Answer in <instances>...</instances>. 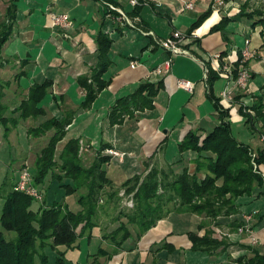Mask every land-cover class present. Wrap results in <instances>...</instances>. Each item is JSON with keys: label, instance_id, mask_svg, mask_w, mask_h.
Returning <instances> with one entry per match:
<instances>
[{"label": "crops", "instance_id": "1", "mask_svg": "<svg viewBox=\"0 0 264 264\" xmlns=\"http://www.w3.org/2000/svg\"><path fill=\"white\" fill-rule=\"evenodd\" d=\"M104 1L17 0L12 32L0 53V91L1 99L8 102L6 114H11L10 111L18 105L17 99L26 96L32 83L50 80L52 85L43 103L45 114L38 116L35 122L41 123L52 116L72 114L59 145L69 138H79L84 139L89 148L97 151L100 147H110L124 152V163L127 165L120 164V172L125 177L134 174L143 176L146 172H142L139 163L148 161H151L150 165H154L152 167L156 164L163 171L167 165L173 168L172 163L178 159H182L181 163L190 165L195 153L190 150L180 152L178 144L190 130L205 135L218 123L217 110L211 98L213 95L219 98L220 105L230 108L231 131L232 124L243 123L247 127L244 117L237 112L238 103H228L219 95L227 79L220 71L223 60L214 58V55L223 51L220 40H224V37L219 32H207L208 19L195 27L191 36L186 38L184 47L189 53L173 55L169 71L154 80L150 78L151 70L170 56L154 38L163 39L174 30H186L211 2L212 9H217L222 13L221 16L228 13L227 6L218 7L214 0H138L136 5L128 0H117L114 5L121 8L136 27L152 32L153 35H150L142 34L136 27L119 19L117 12L109 10ZM186 2H191L192 8H185ZM6 6L7 0H0V19L5 16ZM135 6L139 7L132 12ZM51 11L67 12L70 15V27L61 29L54 26L50 18ZM221 16H215L211 23H216ZM237 29L236 33H245V29L243 26L239 27V24ZM99 31H104L112 38L109 51L111 64L103 74L110 81L88 107H82L80 102L85 90L76 80L79 75H88L96 64V35ZM250 31L253 37L246 35L243 40L250 39L259 58L250 60L248 64L251 76L246 87L235 91L243 95L241 99L246 105L264 83L252 82L260 74L264 80V48L261 47L259 32L255 29ZM228 38L232 42L229 35ZM209 41L217 42L216 48L210 46ZM218 47L221 48L217 49ZM226 58L232 63L237 55L232 52ZM131 61H137V65L131 67ZM205 63L214 71L210 78L216 75L210 82L211 89L207 84ZM179 79L192 82V91L180 87ZM146 81L161 82V87L153 98L152 108L136 110L131 106L130 115H125L121 122L112 124L110 113L113 106L119 104L118 107L123 108L130 103L132 100L126 97ZM114 113L118 111L114 110ZM21 124L22 121L12 127L14 136L10 133L3 137L4 140L10 142V138L16 139L20 129L25 126ZM250 135L253 136L254 133L250 132ZM236 139L249 144L254 151L264 147V140H261L260 135H257L253 145ZM131 163L134 170L130 172L127 168H131L128 166ZM174 166L176 167L175 164ZM258 168L264 173V163L258 165ZM262 195L264 191L259 190L258 194L240 196L237 199L239 211L228 217L217 216L210 219L196 213L170 212L140 237L125 240L122 248L106 264H238L239 259L251 257L253 250L264 255ZM245 215H250L248 224L251 235L257 240L254 244L250 242L248 232L233 228L232 220H243L244 224ZM98 217V225L92 229L90 240H86L84 236L78 246L56 248L64 252L68 264H90L91 247L97 243L101 246L108 245L102 234L109 225L105 224L106 230L101 229L104 219H101L100 213ZM189 232L198 236L210 232L212 237L223 238L227 245L215 250L192 249ZM246 244H250L251 248H246Z\"/></svg>", "mask_w": 264, "mask_h": 264}, {"label": "trees", "instance_id": "2", "mask_svg": "<svg viewBox=\"0 0 264 264\" xmlns=\"http://www.w3.org/2000/svg\"><path fill=\"white\" fill-rule=\"evenodd\" d=\"M16 2L17 0H7L5 16L0 19V53L12 32L17 12ZM104 2L117 4V0H105ZM212 6L211 2L208 8L190 24L185 32L188 36H191L193 29L205 19L213 8ZM138 7L135 6L132 12H135ZM242 18L246 19L247 23L249 22L251 29L260 26L261 47L264 48V10L260 8L248 10L246 2L235 15H222L212 30H220L224 41L228 42L229 34L225 30L226 25L230 21L239 22ZM96 43L95 66L91 68L88 75H79L76 80L85 90L80 102L82 107H88L96 98L97 93L110 81V79H105L103 74L111 64L109 51L112 38L104 31H99L96 35ZM227 50L228 48L221 51L220 57L228 55ZM240 64L241 55L238 52L236 60L232 62L231 73L234 78L238 74ZM205 65L208 72L207 84L211 89L210 82L216 78V75L210 78L214 71L208 63ZM242 65L247 66L248 61ZM51 85L52 82L47 79L32 83L28 87L26 96L15 109L10 111L11 114H6L7 107L2 104V92L0 91V127H3V136L8 134L9 122L12 127H16L20 122L19 119H36L45 114L43 103L47 99ZM160 87V81L141 83L136 91L126 97L132 100L130 103L123 108L118 107L119 104L113 106L110 113L111 123H119L123 120V115H130L131 106L136 110L152 108L153 98ZM242 96V94L235 93L233 102L238 103V111L244 117L247 128L251 133L257 131L258 135H264V84L257 94L251 96L252 99L248 105L241 99ZM211 98L217 110L218 123L205 135H200L196 130H190L178 144L180 152L190 150L195 153L193 161L190 165L181 163L182 159L174 161L173 166L178 164L182 168L170 179L165 171L158 170L156 167H152L142 178L134 174L126 179L125 182H133L124 189L127 195L133 193L132 198L135 200L134 211L132 214H127L128 223L132 227L129 228L127 223L121 222L119 227L109 233H103L102 238L115 249L110 251L97 243L95 250L89 254L93 259L90 264H105L114 253L122 248L125 240L140 237L170 212L196 213L210 219H215L217 216L228 217L239 211L237 199L240 196L258 194L259 190L264 191L262 173L259 168L255 169L253 166V162L257 165L264 163V147L254 151L249 144L238 141L231 131L230 108L220 105L218 97L213 95ZM114 110L118 113H114ZM71 118L72 114L48 117L36 127L31 128L34 130V136L37 137L50 132L45 145L36 155L34 166L30 169L32 183H42L48 171L53 177L45 192V202H42L36 211L32 208L33 198L14 188L16 182L2 195L0 264H36V257L39 258L41 264H44L47 256L42 252V248L45 245H50L60 255L57 257V264H66L64 252L56 248L58 246L75 247L79 245V241L84 236L86 240L92 238L91 231L98 225L99 211L103 206L99 192L105 191L102 182L109 181L105 164L110 159V155L102 154L98 150L99 155H96L89 165H85L79 151V138H69L59 145L66 133L65 127L71 122ZM253 153L254 156H252ZM56 168L63 172L58 174L59 177L54 176ZM53 184H58L64 196L72 197V205L67 201L62 203L63 199L47 196ZM108 192L109 199H112L115 193ZM171 202H173L172 206L168 204ZM232 223L233 228L237 229L243 224V220L237 222L234 219ZM120 231L122 232L119 234ZM6 232L14 234L6 236ZM188 235L192 249L215 250L225 248L227 245L223 238L212 237L210 232L202 236L193 232H189ZM245 247L251 248L250 244H246ZM99 257L103 261H99ZM238 264H264V255L253 250L251 257L244 260L239 259Z\"/></svg>", "mask_w": 264, "mask_h": 264}, {"label": "rangeland", "instance_id": "3", "mask_svg": "<svg viewBox=\"0 0 264 264\" xmlns=\"http://www.w3.org/2000/svg\"><path fill=\"white\" fill-rule=\"evenodd\" d=\"M245 2L248 3V10L254 9V8H260V9L264 10V0H228V1H224L225 4H222V5H216L215 4V5L218 7L227 6L228 7L227 12L228 13H226V14L233 16V15H235V13L240 9V7ZM226 3H227V5H226ZM208 6L205 9H207ZM221 14L222 13H220L217 9H211L210 12L208 13V15L205 17V19L203 21L208 19L207 23H209L208 24L209 27L207 29L208 33H214V32L222 33L220 30H212V27L216 23H218V21L220 19H218V21L216 23H211V21H213L215 16L217 18H219V16H221ZM238 24H239V27L243 26V28L245 29V33H246V34L244 33L245 35L242 34L241 32L240 33L235 32L238 30L237 29ZM200 25L201 24H199L197 27H199ZM195 29H193V31ZM187 30H188V28L186 30H181V31L187 32ZM225 30H227L229 37H230V40H232L233 43L230 41L227 42L224 40H220V41H222V43L220 42V45L223 47V50L228 48V50H227V51H229L228 53H232L231 51L234 50V47H231L232 46L231 44H237V46L241 47V46H243V37L244 36L247 35V36L253 37V33L250 31L251 26H250L249 22L247 23L246 19H243V18L239 22L230 21L226 25ZM259 30H260V26H256L255 31L259 32ZM194 34L198 37V39L200 38V36L198 34H196V33H194ZM195 39H197V38H195ZM261 40H262V37H261ZM208 43L210 46H213L214 48H216L215 45L217 44V42L209 41ZM219 48H221V47H218L217 49H219ZM258 56L259 55L256 51V54L248 60V64H249L250 60L259 58ZM240 67H241V65H240ZM246 67H248V65ZM231 70H232V66H231ZM150 78L153 80L155 79L151 75H150ZM249 79H250V77H249ZM261 80H262V75L260 74L256 77H254L252 82L256 83V84L257 83L261 84L262 82H264V80H262V81ZM262 84H264V83H262ZM22 99L23 98H21V99L18 98L17 99L18 103ZM1 101H2V104L6 105V107L8 106L7 100H4L5 101L4 102L1 99ZM237 112H238V110H237ZM124 116L125 115H123V118H124ZM19 121H22L21 125L24 124L25 126L20 129V133H19V135H17L16 139L15 138L9 139L10 142H8L7 140H4V138H3L4 136H1V132L3 131L2 130L3 127L2 126L0 127V208H1V205L3 203L2 195L8 190V188L10 186H12L13 183H15L18 180V175H19V172L22 168H27L29 171H31L30 169L34 166V161H35L36 155L39 153L41 147L45 145V143L47 141V137L50 134V132H48V133H45V135H42L39 137L34 136L35 135L34 130L31 128L36 127L40 122L36 123L35 119H32V118H28L26 120L25 119H19ZM9 125H10V129L8 131V134L7 133L6 134L9 135L10 133H12V136H14L15 132H13L14 130H11V129H13L11 122H9ZM232 130H233L232 132L236 138L243 140V141H246L252 145L257 139L258 132L255 131L254 135L251 136L250 135L251 131L249 129H247V127H245L243 123H240L238 125L232 124ZM2 135H3V133H2ZM261 136H262V134H261ZM261 136H260V138H261ZM59 144H60V142H59ZM110 149H114V148L100 147V149H99V152L101 151L100 153H102V154L105 153V154L110 155V159L105 164L106 173H107L106 176L108 177L107 179L109 181L102 182L103 183L102 187H104L105 191L99 192L100 199H102L101 204H103V206L99 212H100L101 219L102 218L104 219V223H103V226L101 229L106 228L105 224L109 225L107 230L105 229L107 233H109L114 228L119 227L121 222L127 223L129 228L132 227L131 224L128 223L127 214H132V211H134L133 209H135L133 206V204L135 203L134 202L135 200H133V198H132L133 193L127 195L125 193V190H124L128 185L133 184L132 181L130 183L128 181L125 182L126 179H128L131 176L125 177V175L123 176V173L120 172L121 171L120 170L121 169L120 164L124 163L125 156L121 157L119 155L121 153L120 151H118L119 154H115L113 152H110L109 151ZM114 150H116V149H114ZM79 151L82 155V160H83L82 162L85 165H89L95 159V156L99 155V152L97 150L91 149L88 147V145L86 144L84 139H79ZM116 151H114V152H116ZM84 157H86V158H84ZM113 158H115V159H113ZM150 163H151V161H148V162L142 163V164L139 163V166H140V169L142 170V172H144V173L146 172L143 176L141 175L140 178L144 177L148 173L147 171H149L152 168V166H154V165H150ZM124 164H126V163H124ZM183 164H186V163H183ZM175 165L177 168L179 166V168L177 169L175 166H173V168L175 167V170H172V168L169 167L170 165L166 166L167 168L169 167L168 169L166 168V170H164L168 179H170V177H172L176 172L180 171V169L182 168L181 165H178V164H175ZM128 166H130L131 168L129 169V168H127V166H125V168H127V170H129L130 172L134 170V168H132L133 163L128 164ZM155 167H156V169L161 170V168H159L156 164H155ZM54 173H55L54 176L59 177V175L62 174L63 172H62V170L56 168ZM6 175L9 177H7ZM51 175H52L51 172L48 171V173L44 177L43 182L37 183V184L32 183V177H31V186L35 187L39 193V197H34V196L29 194L33 198L32 208L34 211H36L39 208V206L42 204V202H45V200H44V197L46 196L45 192L47 191V187L50 184V181L52 180V177H53ZM108 191H112L113 193H115L112 196V199H109V197H108L109 192ZM47 196L48 197H54L56 199L60 198V200L63 199V200H61L62 203L66 202V201L71 203V201H72V197L70 198L66 195L64 196V193H62L58 184H53L51 186L50 191L47 192ZM262 196H264V195H262ZM48 197H47V199H48ZM61 197H63V198H61ZM172 203L173 202L168 203V204L172 206ZM71 205H72V203H71ZM102 231H104V230H102ZM121 232L122 231H120L119 234ZM5 234H6V236H9V235L11 236L14 233L13 232H6ZM104 247L106 249H109L110 251H113V249H115L112 246H109V243L107 246H104ZM91 249L95 250V246L91 247ZM42 252L47 256V260L45 261L44 264H57V257L60 255L58 254V252H56L55 249H53L50 245H45L42 248ZM89 259H90V261H93L92 257H90ZM98 260L103 261V259L100 257L98 258ZM35 263L41 264L38 257H36ZM106 263H107V261H106ZM66 264H68L67 260H66Z\"/></svg>", "mask_w": 264, "mask_h": 264}, {"label": "built area", "instance_id": "4", "mask_svg": "<svg viewBox=\"0 0 264 264\" xmlns=\"http://www.w3.org/2000/svg\"><path fill=\"white\" fill-rule=\"evenodd\" d=\"M132 5H136L139 3L138 0H128ZM216 5H222L225 4L223 0H214ZM106 6L108 7L109 10H115L118 14L119 19L125 20L126 23L131 25L132 27H136V25L129 19V17L124 13V11L115 6L112 3L109 2H104ZM185 8H192V3L191 2H186L184 5ZM50 18L52 21V24L54 26H57L61 29H68L71 25V20H70V15L67 12H50ZM142 34H150L153 35L152 32L150 31H143L140 28L136 27ZM188 35L181 31V30H174L171 32L170 35L163 39H155V42L162 47L164 50L168 51L170 56L164 59L160 64L156 65L152 70H151V76L153 78H158L161 77L162 75L166 74L171 66L172 63V56L177 55V54H188L189 50L184 47V42ZM234 47V50L231 52H234L236 55L239 52L241 55V67L238 71V74L236 78L232 76L231 73V66L232 63L229 62L228 58L226 56L220 57L219 53H216L214 55V58L221 59L223 60V64L221 66L220 71H222L225 75V78L227 79L225 86L219 91V95L222 99L227 101L228 103H232L234 99V94L237 89L240 88H245L247 85V82L249 81L250 77V71L249 68L242 65L246 61H248L250 58H252L256 54V49L251 47L250 44V39L245 38L243 40V46L239 47L237 45L232 46ZM228 56V55H227ZM137 65V61H131L130 66L134 67ZM207 72V67H205ZM178 85L182 88H184L187 91H192L194 84L189 81L185 80H178ZM261 140H264V135L261 136ZM110 152H113L115 154H119L118 151L114 149H110ZM116 151V152H114ZM121 157L125 155L124 152H121L119 154ZM254 156V153L252 154ZM254 168H258V165L253 162ZM262 178H264V173H262ZM15 189L23 191L27 194H30L34 197H39L38 190L35 187L31 186V173L27 168H22L19 172L18 175V180L16 181L15 184ZM250 219V215H245L244 216V224H242L239 229L240 231H245L248 232L249 235V240L251 243H256L257 240L255 239L254 236L251 235V227L248 224V221Z\"/></svg>", "mask_w": 264, "mask_h": 264}]
</instances>
